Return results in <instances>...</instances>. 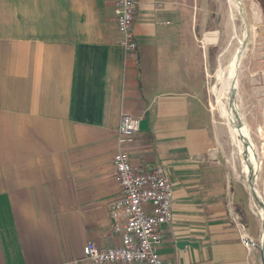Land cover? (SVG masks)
Segmentation results:
<instances>
[{"label": "crops", "instance_id": "0c3cea01", "mask_svg": "<svg viewBox=\"0 0 264 264\" xmlns=\"http://www.w3.org/2000/svg\"><path fill=\"white\" fill-rule=\"evenodd\" d=\"M192 1L136 0L126 52L115 0H0V264H96L88 242L119 244L109 205L123 113L140 119L132 164L162 165L173 185L163 262L262 264L233 218L241 186L215 147Z\"/></svg>", "mask_w": 264, "mask_h": 264}, {"label": "rangeland", "instance_id": "374dc122", "mask_svg": "<svg viewBox=\"0 0 264 264\" xmlns=\"http://www.w3.org/2000/svg\"><path fill=\"white\" fill-rule=\"evenodd\" d=\"M249 33L238 72L235 101L238 111L249 127L259 156L260 167L256 184L264 199V1L242 0ZM228 0H193L194 24L198 39L208 49V72L202 96L210 114L215 147L223 155L232 178L241 186L240 202L233 210V218L245 227V233L260 245V208L250 194L242 172V165L227 124L217 109L214 91L221 98L225 90L216 86L220 68L237 47L245 31L244 22ZM258 12L255 16L253 10ZM257 17V18H256ZM214 106V109H213ZM251 237V236H250Z\"/></svg>", "mask_w": 264, "mask_h": 264}, {"label": "built area", "instance_id": "2783aa9c", "mask_svg": "<svg viewBox=\"0 0 264 264\" xmlns=\"http://www.w3.org/2000/svg\"><path fill=\"white\" fill-rule=\"evenodd\" d=\"M135 6L136 0H115L118 43L126 52L136 48L132 31ZM139 127V117L121 114L116 151L112 156L118 193L109 205L112 229L119 236V244L101 248L88 242L83 248V255L96 264H165L157 251L160 242L158 228L171 217L174 190L168 171L162 165L147 167L132 164L127 148ZM235 224L244 246H253L244 225Z\"/></svg>", "mask_w": 264, "mask_h": 264}, {"label": "bare ground", "instance_id": "6f19581e", "mask_svg": "<svg viewBox=\"0 0 264 264\" xmlns=\"http://www.w3.org/2000/svg\"><path fill=\"white\" fill-rule=\"evenodd\" d=\"M228 1L230 3L229 5H231L238 12L244 22L245 13L242 0ZM253 13L255 16L258 15V12L255 9L253 10ZM245 36L246 33L244 31L237 47L233 53L230 54L229 60L223 67L220 68V74L218 76L216 86H219V88L225 90L226 97L221 98L218 91H214V95L217 109L219 110L221 116H223L225 119L229 134L233 138V146H235L238 155L241 157V162L243 163V167L246 172L248 188L250 190V194L253 197L254 177L257 175L260 167L259 156L256 151L254 140L250 135L249 127L243 120V116L240 115L238 111V105L235 101L236 94H234L232 98V94L236 93L235 91H237L236 86L238 72L246 46V44H244ZM238 121L242 122L241 126L236 125Z\"/></svg>", "mask_w": 264, "mask_h": 264}, {"label": "water", "instance_id": "95a60500", "mask_svg": "<svg viewBox=\"0 0 264 264\" xmlns=\"http://www.w3.org/2000/svg\"><path fill=\"white\" fill-rule=\"evenodd\" d=\"M244 28H245V33H246V36L244 38V44H246V40H247V36H248V33H249V28H248V21L246 20V17L244 16ZM236 92V91H235ZM234 94L236 93H233L232 94V98L234 96ZM241 121H238L236 123L237 126H241ZM253 173L255 174V172L253 171ZM253 197L254 199L256 200L259 208H260V220H261V241H260V246L258 247L259 248V251L261 252L262 254V264H264V200H263V197L261 196L260 194V191L258 189V186L256 184V175L254 177V185H253ZM182 245H192V243L190 242H187V241H179L177 242V246H182Z\"/></svg>", "mask_w": 264, "mask_h": 264}]
</instances>
